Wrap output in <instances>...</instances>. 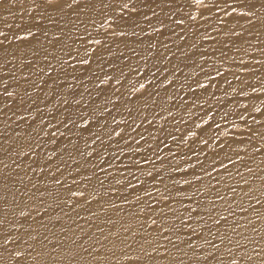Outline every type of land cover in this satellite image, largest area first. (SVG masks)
Segmentation results:
<instances>
[{
  "label": "bare ground",
  "instance_id": "1",
  "mask_svg": "<svg viewBox=\"0 0 264 264\" xmlns=\"http://www.w3.org/2000/svg\"><path fill=\"white\" fill-rule=\"evenodd\" d=\"M0 264H264V0H0Z\"/></svg>",
  "mask_w": 264,
  "mask_h": 264
},
{
  "label": "rangeland",
  "instance_id": "2",
  "mask_svg": "<svg viewBox=\"0 0 264 264\" xmlns=\"http://www.w3.org/2000/svg\"><path fill=\"white\" fill-rule=\"evenodd\" d=\"M201 5H202V4H201ZM201 5H200V6H201ZM206 5H207V4H203V5L201 6V8H203V6H206ZM206 7H207V6H206ZM216 9H217V8H216ZM219 11H220V9H219ZM219 11H218V9L216 10V15H217V12H219ZM238 12H239L240 14L243 13V11H241V10H238ZM141 83H143V82L141 81ZM140 106H143V108H142V109H143V112L145 111V109H147V107H146L144 104L138 105L137 111H135V112H136V114L139 115V116H140V114H141L140 111L142 110V109H140ZM139 109H140V110H139ZM138 110H139V111H138ZM139 116H138V117H139ZM115 121H116V120H115ZM84 123H85V122H84ZM135 124H136V123H133V125H135ZM135 126H136V125H135ZM114 136H115L114 138H116V140H117V143H116V144H117L118 146H119L120 144H125V142H124L125 140L122 141L123 137H122L120 134H117V135L115 134ZM118 138H119V139H118ZM121 138H122V139H121ZM114 140H115V139H114ZM116 140H115V141H116ZM120 140H121V141H120ZM141 140L144 142V139H143V138L137 139L136 141H135V140H132V141H135V142H134V145H136L135 148H136V150L138 149V151H139L138 153H139V154H140V153L142 154L141 156L139 155V156L142 158V161L148 163V161L145 160V157H146V156H145V151H146V150H145V148H144V146H143V142H142ZM170 140H171V141H172V140H175V141L173 142L174 144L176 143V141H178V140L175 139V138H170ZM120 142H122V143H120ZM168 142H169V141H168ZM178 142H179V141H178ZM119 143H120V144H119ZM126 143H127V142H126ZM128 144H129V143H128ZM128 144L123 145L124 150H125V148H128V146H129V147L131 146L130 144H129V145H128ZM165 144H166V143H165ZM165 144H164V145H165ZM168 145H169V143H167V145H165V146H168ZM177 145H179V144H177ZM120 146L122 147V145H120ZM126 146H127V147H126ZM140 146H142L143 148H140ZM180 146H181V145H180ZM123 147H122V148H123ZM180 148H181V147H176V149H178V151H180ZM135 155H137L136 152H135ZM119 160H121V159L118 158V159H117V163L119 162ZM122 160H123V159H122ZM122 160H121V161H122ZM153 160H154V159H153ZM119 163H121V162H119ZM122 164H123V163H122ZM124 164H125V162H124ZM118 165H120V164H118ZM127 171H128V169H126V172H127ZM107 183L111 184V182H109V181H106V184H107ZM108 186H110V185H108Z\"/></svg>",
  "mask_w": 264,
  "mask_h": 264
},
{
  "label": "snow or ice",
  "instance_id": "3",
  "mask_svg": "<svg viewBox=\"0 0 264 264\" xmlns=\"http://www.w3.org/2000/svg\"><path fill=\"white\" fill-rule=\"evenodd\" d=\"M52 2V0H49V3H51ZM76 2V0H73V3H75ZM197 2H199V0H197ZM17 255H19V253H17Z\"/></svg>",
  "mask_w": 264,
  "mask_h": 264
}]
</instances>
